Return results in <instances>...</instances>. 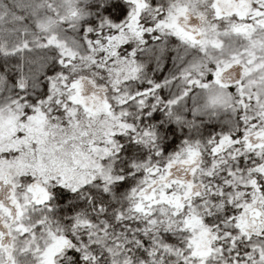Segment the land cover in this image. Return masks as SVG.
Here are the masks:
<instances>
[{"label": "snow or ice", "instance_id": "obj_1", "mask_svg": "<svg viewBox=\"0 0 264 264\" xmlns=\"http://www.w3.org/2000/svg\"><path fill=\"white\" fill-rule=\"evenodd\" d=\"M0 264H264V0H0Z\"/></svg>", "mask_w": 264, "mask_h": 264}]
</instances>
